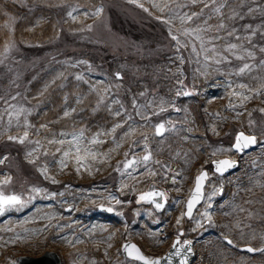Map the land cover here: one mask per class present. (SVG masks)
Returning <instances> with one entry per match:
<instances>
[{
  "label": "rangeland",
  "instance_id": "obj_1",
  "mask_svg": "<svg viewBox=\"0 0 264 264\" xmlns=\"http://www.w3.org/2000/svg\"><path fill=\"white\" fill-rule=\"evenodd\" d=\"M221 2L227 6L208 23L223 21L224 39L215 43L231 62L205 69L203 55L197 64L190 47L176 51L169 28L183 40L180 20L163 22L199 13L203 4L192 0L0 1V193L26 202L0 214V264L45 250L63 264H137L122 258L124 241L152 259L182 229L181 240L194 243L193 264H264V252L238 250L264 248V0H217L216 7ZM51 6L50 15L39 9ZM20 9L37 14L39 24L25 40L17 37L26 20ZM211 11L183 26L202 23ZM229 43L238 45L234 54L224 50ZM245 63L251 70L240 73ZM160 123L169 130L157 137ZM25 131L23 142L8 139ZM239 132L259 142L241 157L231 150ZM81 135L79 149L70 150ZM131 157L141 163L126 170ZM224 157L241 166L222 186L214 162ZM210 166L204 201L186 220L195 178ZM155 189L163 193L159 209L151 198L140 200ZM100 205L116 211L114 221L98 213ZM153 212L169 219L149 223Z\"/></svg>",
  "mask_w": 264,
  "mask_h": 264
},
{
  "label": "snow or ice",
  "instance_id": "obj_2",
  "mask_svg": "<svg viewBox=\"0 0 264 264\" xmlns=\"http://www.w3.org/2000/svg\"><path fill=\"white\" fill-rule=\"evenodd\" d=\"M130 2H134V0H130ZM196 3H201L203 4V8H201V11L199 13L197 12H185L183 14H179L176 13L172 16H170L168 19H165L163 22L164 23H171L172 20L174 19H179L181 22V29L179 30V35H182L184 37L183 40H181L179 38V36L177 34H173L172 29L169 28V35L171 36V39L173 41L176 42V51L179 52L180 48L183 47L185 49H189L190 47V52H189V57L191 58L193 55H195L196 57V63L200 64V56L203 55L204 57V65L203 67L206 69L209 67V63L210 62H215V63H222V62H231L230 58L228 56H224L221 53V49L216 47V43L217 41H222L224 39L223 36L219 35V30L223 29L225 27L223 21L216 26L210 25L208 23V20H210L212 18V14H218L221 13V9L225 8L227 6L226 2H221L219 4V7H216V3L217 0H192V4H196ZM157 7H159L157 5ZM165 7H169L168 5H166ZM165 7H160L159 11H161L162 13L165 11ZM179 7H186V5H179ZM204 8H211V12L208 16V19H205L202 21V23H193V24H189L188 26L184 27V23L185 21H193L194 18L196 20H200V18L204 15ZM145 11H148L147 8L144 9ZM102 11V7H97L95 9V12L97 15H99ZM249 11H252V9H249ZM69 16L72 15V13H68ZM242 18V17H241ZM234 31L229 32L228 35L232 36L234 35ZM217 33L215 35H210V33ZM237 39H241V37H237ZM238 48L237 44L234 43H229L226 47V49H224L225 51L229 52L230 54H234L235 50ZM241 51H243V49H241ZM262 51H264V49H262ZM248 56H252L251 52L247 53ZM181 61H183L184 57L180 56ZM0 63H2V61H0ZM264 63V62H262ZM245 70H251L250 66L245 63L243 65V67H241L239 69L240 73H244ZM117 79H120V74L117 73L116 74ZM77 79H80V77H77ZM242 87H245V85H241ZM179 95V93H177ZM188 93H185V95H187ZM259 94V93H257ZM251 97H245V99H250ZM14 99V97H13ZM133 107H139L135 100L133 101ZM164 109L161 108V111H163ZM23 111V110H21ZM261 111H264V109H261ZM68 113H65V115H67ZM121 113L120 112H116V115L119 116ZM141 114V113H138ZM17 116L20 115V113L18 112L16 114ZM114 130V129H113ZM155 134L156 136H162L164 134L165 131H168L169 129H165V125L164 123H160L157 124L155 126ZM171 130H175V129H171ZM28 135L27 131H25L24 133V137H12L9 136L8 139L9 140H16L19 139L20 142H23L24 138H26ZM84 138L81 135L80 137H73V141L69 143L68 147L71 150L74 146L75 148L79 149L80 144L83 142ZM145 140H147V137H145ZM95 142V141H93ZM257 139L255 136H247L245 135L243 132H239L236 135V143L234 145V147L239 150V151H243L244 149L248 148L250 145H255L257 143ZM51 143V141H50ZM59 143L63 144L64 141L61 140L59 141ZM147 148V145L145 146ZM57 151H60V149H57ZM31 154V153H30ZM68 152H65L64 155H68ZM151 158V154L149 153L148 155H144L143 156V164L147 165L148 162L150 161ZM141 163V161H129L127 163L124 164V168L127 170L129 169L131 166H133L134 164H139ZM216 164V171L217 172H221L223 173V171L230 169L232 167H235V163L229 160H221L219 162H214ZM165 168V170L167 171L168 166L164 165L163 166ZM206 178V174L205 175H201L198 176L196 178V188H195V193L192 199H190L188 201L187 204V214L189 216H191L192 213V209H193V205L194 203H196L198 201L200 192H201V180ZM173 179H175V177H173ZM32 191H36L39 192V189H32ZM163 193L160 192H148V193H144L140 196V200H144L145 198H153V197H160L162 196ZM155 203L156 208H162L163 204L156 202L155 200L153 201ZM25 201H23L21 199L20 196L17 195H4V194H0V213H3L4 211H6L8 208L10 207H24L25 205ZM117 204L122 203V201L120 200H116ZM107 211L111 212L112 208H108ZM205 215H208L207 213H205ZM210 218V217H209ZM177 223L179 224L180 221L177 220ZM180 235H183V233H181ZM226 243L228 245H231L233 247H235L234 241L231 239H227V237H225ZM180 241L179 239H177L176 242L173 243V249L174 251V255L179 256L181 254V248L177 247V244H179ZM191 241L185 240L183 242L182 247L184 246H189L191 245ZM125 248L129 250V255L131 256L133 254V252L135 253V259L143 261V264H160L161 258H156V259H148L145 256L140 254L139 249L136 247V245H125ZM247 252H264V248H253V247H248L246 249H243ZM187 252L191 251L190 247L186 248ZM180 264H186V258L185 260H181Z\"/></svg>",
  "mask_w": 264,
  "mask_h": 264
},
{
  "label": "water",
  "instance_id": "obj_3",
  "mask_svg": "<svg viewBox=\"0 0 264 264\" xmlns=\"http://www.w3.org/2000/svg\"><path fill=\"white\" fill-rule=\"evenodd\" d=\"M252 146L253 145H250L248 148H246V150H248ZM234 149H236V148L234 147ZM201 175H205V173L203 172ZM201 185H202L201 192H200L198 201L196 203H194V205H193L192 213L194 212V210L196 209V207L203 200V196H204V192H203L204 179L201 180ZM195 188H196V181H195L194 188H193V190L191 192V195H190L188 201L193 198L194 193H195ZM155 192H158V191H155ZM153 200H155L156 202L162 203L161 196L160 197H155V198H153ZM188 201L186 203V210H187ZM100 209H102V208H100ZM107 209L108 208H103L102 210L105 211L109 215H114V213L112 211L109 212V211H107ZM187 211H186V216L187 217H190L187 214ZM192 213H191V215H192ZM176 241L177 240H175L174 242H176ZM125 245H135V244L132 243V242H126V243H124L122 245V248H121V252H122L123 256H125V257H127L129 259L138 261V262H140V263L143 264V261H140V260H137V259L134 258L135 257V253L134 252H133V254L131 256L129 255V250L125 248ZM182 245L177 244V247L178 248H181V254L179 256L174 255V251L175 250L173 249V245H172L171 248L169 249V251L167 252V254H165L163 257H161L160 264H180L181 260H185V258H186V264H192V261L194 259V253L192 251V246L189 245V246L182 247ZM136 247L139 249V247L137 245H136ZM187 247H190L191 248V251L190 252H187L186 251V248ZM246 248H248V246L241 248V250L246 249ZM139 251H140V254L143 255L140 249H139ZM51 259L52 260L54 259V261L51 262L50 261ZM154 259H156V258H154ZM16 260H17L18 264H50V263L51 264H61V261H60L59 257L57 256V254L54 253V252H51V251L45 252L41 257H38V258L18 257Z\"/></svg>",
  "mask_w": 264,
  "mask_h": 264
},
{
  "label": "trees",
  "instance_id": "obj_4",
  "mask_svg": "<svg viewBox=\"0 0 264 264\" xmlns=\"http://www.w3.org/2000/svg\"><path fill=\"white\" fill-rule=\"evenodd\" d=\"M1 1V0H0ZM5 4V3H4ZM37 4H41V3H37ZM46 6H49V3L46 4ZM9 7L13 8L11 5H9ZM39 9H43L46 13H48V15L51 14V12L53 11L52 10V6H51V9L49 7H40ZM20 13L22 14L21 15V19L23 18H26V20L24 21L25 23H23L25 26L22 27V28H17V32H18V35L17 37L22 39V40H25L21 37L23 36H26L28 35L29 32H31V30L29 28H34L35 26H38L39 24H34V21H35V18L37 16V14L35 15V13H32V14H27L24 10L20 9ZM22 21V20H21ZM23 22V21H22ZM43 23V22H42ZM33 24V26H32ZM47 77V75L45 74V78ZM39 84H40V80L38 81ZM165 84V82H163ZM39 86V85H38ZM37 88V86H36ZM109 124H112V123H109ZM252 201V199H251ZM219 217V216H218Z\"/></svg>",
  "mask_w": 264,
  "mask_h": 264
},
{
  "label": "bare ground",
  "instance_id": "obj_5",
  "mask_svg": "<svg viewBox=\"0 0 264 264\" xmlns=\"http://www.w3.org/2000/svg\"><path fill=\"white\" fill-rule=\"evenodd\" d=\"M232 162H234L235 163V167H232V168H230V169H237L238 167H240L241 166V164H240V162H237V161H232ZM229 170V169H228ZM190 195H191V192H190V194H189V196H188V198H187V201H188V199H189V197H190ZM252 195H254V196H256L255 195V193H253ZM257 197V196H256ZM183 244V242H180L179 243V245H182ZM51 262H53L54 261V259L52 260H50ZM256 264H259V261L257 262L256 260L254 261ZM51 264V263H50Z\"/></svg>",
  "mask_w": 264,
  "mask_h": 264
}]
</instances>
